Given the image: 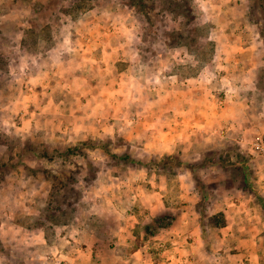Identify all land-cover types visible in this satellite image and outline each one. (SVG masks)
Listing matches in <instances>:
<instances>
[{
  "label": "clouds",
  "instance_id": "clouds-1",
  "mask_svg": "<svg viewBox=\"0 0 264 264\" xmlns=\"http://www.w3.org/2000/svg\"><path fill=\"white\" fill-rule=\"evenodd\" d=\"M95 2L30 0L24 18L0 22V264H60L58 250L84 245L108 264H168L169 246L187 252L184 264H228L239 245L224 220L237 231L243 219L261 223L264 141L238 135L243 108L223 129L165 138L137 101L180 88L257 95L242 74L222 76L211 50L169 49L164 33L200 29L212 40L233 25L264 45V14L253 18L250 0H187V15L167 12L155 28L137 14L116 28L103 67L79 53L85 19H112L111 6L89 11ZM121 82L125 99L109 102ZM239 202L252 214L240 218Z\"/></svg>",
  "mask_w": 264,
  "mask_h": 264
},
{
  "label": "rangeland",
  "instance_id": "rangeland-1",
  "mask_svg": "<svg viewBox=\"0 0 264 264\" xmlns=\"http://www.w3.org/2000/svg\"><path fill=\"white\" fill-rule=\"evenodd\" d=\"M29 4L30 0H0V22L21 20L27 14ZM109 6H111L112 19L108 21V26L98 25L94 17H87L84 21L85 28L79 41V53L86 63L90 62L95 65L104 61L102 66L107 67L115 49L116 28L120 23H123L125 29L130 28L133 19L139 20L137 14H142L147 18L153 28L157 24H164V14L167 12L174 13V18L181 14L187 15V0H133V3L129 5L121 4L120 0H96L88 6V10L101 8L103 11ZM248 7L253 18L257 14H264V0H250ZM129 12L132 13L131 16ZM113 24L116 27H112ZM164 35L173 38L172 44L168 45L169 49L173 46L187 44L190 48L204 53L211 50L219 62L222 76H227L229 71L237 76L242 74L244 79L256 86L259 93L254 95L248 92L245 96V94L234 95L227 91L217 94L206 88H196L191 91L186 88L175 91L166 90L159 95L147 96L137 101V103L145 104L149 110L145 123L159 128L160 134L165 138L173 132L182 136L186 132H194L197 129L215 130L218 125L223 129L225 123H234L237 112L243 108L245 119L238 135L241 138L246 135L250 141L249 146H251L258 135L260 136L261 126L264 125V113H262L264 110V45L257 40L254 46L249 36L235 29L233 25H229L222 31H215L212 40H208L207 34L200 29L186 31L180 40L176 39L179 34L175 31L165 32ZM259 35L260 40H264V32H260ZM110 44L112 47H108ZM131 55L134 53H130V57ZM41 90L39 87L36 88L37 93ZM122 90V82L109 90L106 93L109 102L112 98H117V102L124 100L125 97L119 95ZM252 118L255 121H252ZM242 203H236V207L240 208V218L252 214V205L243 204L241 207ZM218 215L223 216L224 213L220 212ZM260 216L264 217V210H261ZM64 222L67 223V221ZM260 222L258 224L255 220L243 219V222L239 224L240 230L237 231L236 225L230 224L228 219L224 220L223 228L235 233L237 239L234 243L239 245L230 248L229 257L237 255L238 262L264 264V230L261 228L264 222L262 219ZM168 251L172 253L168 264L180 263L178 254L181 253L170 246ZM57 255L60 257V264H108L107 257L94 245L90 247L84 245L73 252H69L67 248L62 252L58 250Z\"/></svg>",
  "mask_w": 264,
  "mask_h": 264
},
{
  "label": "crops",
  "instance_id": "crops-1",
  "mask_svg": "<svg viewBox=\"0 0 264 264\" xmlns=\"http://www.w3.org/2000/svg\"><path fill=\"white\" fill-rule=\"evenodd\" d=\"M262 113H264V110H262ZM253 117V116H252ZM261 119V118H260ZM263 120H264V117H263ZM252 121H255V120H253V118H252ZM234 122H235V120H234ZM260 219H262L263 220V222H264V217L263 216H260L259 217ZM255 231V230H254ZM263 236H264V233H263ZM191 243V241H189V244ZM176 251H179V253H181V254H178L179 256H180V263H178V264H184V261L181 259V257H182V255L183 256H187V252L186 251H181V250H178V249H176ZM237 258H238V256L236 255L235 257H230V259H229V261H228V264H256V262H253V263H251V262H238L237 261ZM233 259V260H232ZM170 264H177V263H174V262H172V263H170Z\"/></svg>",
  "mask_w": 264,
  "mask_h": 264
},
{
  "label": "built area",
  "instance_id": "built-area-1",
  "mask_svg": "<svg viewBox=\"0 0 264 264\" xmlns=\"http://www.w3.org/2000/svg\"><path fill=\"white\" fill-rule=\"evenodd\" d=\"M262 141H264V136H259L256 138V140L251 144V146L253 145H258V144H261ZM257 152H260L262 151V149H255Z\"/></svg>",
  "mask_w": 264,
  "mask_h": 264
}]
</instances>
